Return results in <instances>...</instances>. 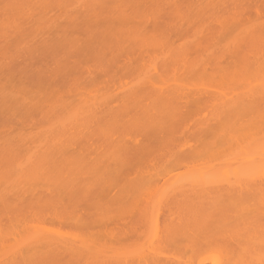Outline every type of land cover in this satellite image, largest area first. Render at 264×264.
<instances>
[{"label": "bare ground", "instance_id": "obj_1", "mask_svg": "<svg viewBox=\"0 0 264 264\" xmlns=\"http://www.w3.org/2000/svg\"><path fill=\"white\" fill-rule=\"evenodd\" d=\"M207 79L209 80L208 83L206 82ZM217 80H219L220 82H223L225 80L223 83H221L222 86H220L222 90L224 88V84H232V82L235 81H246L249 84H252V82L254 81L257 83L259 81L264 82V0H0V243H11L12 241H15L16 243L18 242L20 244H15L16 246H19L21 248V250L20 248H18V252L16 251V248H13L11 246V248L14 249L13 253L16 252V255L14 254L16 256L15 258L20 261L19 263L17 262V264H31V262L29 261L30 256L34 258L37 257L36 260L39 263L41 262L40 259H42V262L46 260V263L47 261L56 263L57 260L53 258V256L56 258V254H66L70 257L77 256V258L69 257V262L73 258L72 261L77 262V264H80V261L81 264H83V262L84 264H86L87 262L90 264H95V262H91L92 260L89 257L90 254L87 255L88 252L92 255L95 249L94 254L96 255H100L99 253H101L102 251V253H104L105 251L107 254L109 252L113 253L114 251H109L105 248L109 244L110 241L108 239L112 234L110 235L109 233L107 237L108 239L105 238L109 241L107 242L105 239L101 238L105 236L104 234L101 235V237H99V235L98 237H94L95 235H91L92 233H88L89 231H87V228L89 229L91 226L88 223V221L90 222V220L84 221V219H82L81 217L84 216L85 211L84 213H82L81 209L83 208L80 207V216V212H78V209L75 208L78 205L73 206L74 201L72 203L73 205L71 204V200L73 197L79 195L82 197L81 194L75 192H78L80 190L78 189V186H81L83 188V184L85 185L84 191L83 189L81 190L83 191V195L85 197L87 196V194L90 195L89 193H93L94 190L91 188L98 186L100 181H105H103L104 186H98L99 189H103L100 190L101 194H104V191L108 193V187L112 188L110 181H108L109 183L107 182L106 184V181L108 179L105 178H107L106 176L108 173H104L105 170L101 169L98 164L94 165V163H96L97 161L91 157L92 151L90 146H92V149L94 150H99L97 152H101L103 148L105 149L103 151L110 152L112 148V151L109 154L115 155L118 158H121L122 156H120L118 152L121 153L122 151L120 150L125 145L126 150H124L123 153H125L126 151L129 153H127V155L129 156H131V154L135 155L137 154V152L139 154V151L142 148L141 152H145L147 154L146 155L143 153L146 158L150 150L152 152L153 150H155V147L158 149V145L155 146L156 142L154 141V145L152 144L154 148H152L153 146L150 145L151 143L148 144L149 142H147V139L145 137L144 138L146 139V141L145 139L143 140V137L142 140L139 139L142 142L144 141V145L141 141H139V143L141 142V145H139L138 143H136L138 140H135V137H137L135 134H137V132H134L133 129L131 131L130 128L139 126L142 120L141 116L143 114H147V116H149L148 113L150 111H160L163 109L177 111V109H179L180 107H182V110L185 107L188 112H193L191 111L193 108V110H195V107L197 105H201L197 106L198 110H200L199 112L201 113V110H203V107H205L203 106L205 102L206 104L210 102L207 100L208 98H216V95L219 94L221 96H217L219 100L220 98H222V96H224L223 93L219 91V87H216L219 89L216 93V89L211 85L213 81L214 83H216L215 81ZM205 84H210L211 86L209 87H213L215 90L213 91V89H209V87ZM206 88H208L209 91ZM228 88L227 91L231 92L232 90L230 91V88ZM237 89H239L238 86ZM248 89L250 90H245L248 92H245L246 94L243 95V99L241 100L246 99L250 103L257 102V106H261L262 112H264V102H262L264 101L263 84L259 83V85L257 84L254 88ZM224 90L226 89L224 88ZM210 92L212 94H210ZM206 94H209L206 97L207 99L205 98ZM226 94L229 95V93ZM225 98L226 100L229 99L233 103H235V105H233V108H238H236V114H245L246 111L250 109L248 107L249 109L247 108L245 111V108L247 106L241 104V102L238 100L240 99V97H232L237 101H234L227 96H225ZM201 100L204 101V103H196L197 105L193 103ZM239 103L244 109L239 107ZM261 103H263V105ZM191 104L194 107H189V105ZM188 107L190 108V110ZM229 108L231 109L232 105L229 106ZM239 108H241L242 110H239ZM231 110L227 111L229 113L231 112L232 114H230L232 115V117H234L233 114H236L233 112L234 110ZM259 110L260 111L258 113H260L259 115L261 116V118H263L264 113L261 112V109ZM184 112L186 113L185 110H183L182 113ZM197 113L198 111L195 113V116ZM151 114H154V118H156V120H154V118L150 117L153 119V124H157V126L154 125L155 128L157 127L159 129L160 127L162 129L161 131L169 134L170 138L167 135V137L169 138L167 139L168 141L171 140L172 143L177 142L178 140H176V138L178 139V137L180 141L181 136L177 135L180 132H178V130L175 131L174 129L176 128H171V130L173 129V133L170 132L169 128L165 127L168 123H166V121L163 122V118L160 116V114V118H157V113L153 112ZM248 115L250 116L251 114L248 113ZM187 116L190 117L189 114ZM251 117L252 116H250V118ZM189 119H182L183 122L181 121L180 123H184V126L189 123ZM159 123L161 124V126H159ZM163 125L168 130L162 128ZM192 127L196 128V126ZM202 127L203 126H201V128ZM254 127L255 125L253 126V129ZM114 128H116V130H119L115 132ZM125 128L127 129L126 132L129 131V135L132 134L135 137L132 138L133 136L131 135L132 137L130 136L131 139H129L126 135L124 136V134H126L124 133L126 130ZM157 128L156 130L158 131ZM204 128L199 130H196L197 128L194 130L193 128V133H196V131L198 132V134L196 133L198 137L196 136V139L193 138L194 140H199L196 144H199L202 141V139L197 138L205 137ZM251 128L252 127L246 129V131L240 133V135L238 133L232 135V138L235 135L234 139H239L240 141L241 139L245 138V140L243 139V141H245L244 146H246L242 147L240 145V143H242L243 145V141L235 142L233 140L236 148L233 146V143L229 145L230 147L233 146L234 150L228 148L229 150L233 151V153L230 151V153L233 154V157H238L235 150L242 151V148H247L248 145L251 144L250 141L253 142V140L257 137L255 133H257L258 135L259 132L250 133ZM120 129H122L121 131H123V134L120 133ZM111 131L113 134L110 133ZM161 131L158 132L161 133ZM118 132L119 135L114 134ZM234 132H237V129L234 130ZM263 132L264 131H261L262 135H264ZM166 134H164L165 136L163 135L164 137H162L166 138ZM246 134H250L251 136ZM113 136H116V138H113ZM117 136L119 138H117ZM122 136H124L125 139ZM138 136L140 138V135ZM171 136L174 137L172 138ZM108 137L111 141L108 139ZM101 138H105L103 139V141L105 140V143H101ZM114 140H117L115 144ZM133 140L136 142L134 143ZM95 141H99L102 146L99 143L96 144ZM204 141H202L204 144L200 143L202 144L200 146H202V148H207V142L205 141V143ZM93 142L95 143V146L92 145ZM107 142H109L110 145ZM127 142L128 144H126ZM182 142L183 141L181 140L180 143H173V145H171L170 142L167 143V147L165 148L169 149L164 150L165 153H162V155L160 154L161 151L158 150L157 155L159 160L155 158L153 159V157L157 158V155L155 154L156 152H149L150 154H155V156L152 155V158L148 157V160H152H149L148 162L154 163L157 168L158 166H160V164L157 166L159 161L162 164L164 162L163 160H166V157L172 158L170 161L175 164V168H177L178 170H182L183 166H185L184 169H187H183V172L188 171V174H186L187 172L183 173L184 177H186L185 179H182L183 175H180V179H178V181L176 182L175 175L173 174L172 170L171 174L163 173L164 175H159L158 177H156L155 175L154 177L151 172L150 176L149 172H147L146 169L145 171L140 169L142 172L138 170L140 172L139 173L137 171L138 167L137 169L135 167L133 176H130V173L128 172V175L132 180L128 177L129 182H124L123 180H121L120 182L124 183V185L126 186L129 184L128 186L131 189H133L134 186V190L136 189V185H141V187H143V193L145 192L146 194L147 192H151L150 194H152L151 190L155 189L157 184L158 189L163 186L162 184H160V186H162L159 187V180L163 181V179H165L164 181L168 182L171 188L172 198H178V196L181 195L184 197L187 196L186 199L189 203V198L193 195L191 199H193L194 202L196 201L195 203L197 204L200 200L199 204L202 205L200 207H203L202 209L203 211H205V213L207 209L202 204V202L203 200L207 202L208 199L211 198V195H209L207 190H210L209 192L213 194L214 200L212 201L218 204V201H221V199L223 198L220 196H224L222 193L228 192L227 189L231 190L234 188L233 190H236L237 187V190L235 191L237 193L238 191H242L240 189H244V186L242 188H239L238 186H236V183L233 184L231 182L229 187L227 185L228 183H221L223 182L222 180L218 182L215 178V175H213V178V176H211V173L207 172L204 167L199 166L201 164H198L197 167H195L196 165H194L193 161L191 160L193 158L188 160L186 158L189 156H187V149H184L185 151L181 149V152L178 151V147L183 144ZM106 143L108 144V146ZM236 143H238L239 145H237ZM118 144H121V146L117 147V150L115 146H118ZM146 144L150 146L147 147L148 145L146 146ZM174 144H177V146H175ZM131 145L134 146L132 147ZM142 145L143 147H141ZM168 145L170 146L168 147ZM144 146H146L149 150ZM171 146L174 147H172L171 149ZM100 147L102 149H100ZM251 147L253 149L256 148L253 146ZM127 148H129L130 152L131 150L133 152L135 149V153H130ZM150 148H152L153 150ZM252 148L251 151L253 150ZM108 149H110V151ZM143 149H147V151ZM169 150H176L174 151L176 152V155L174 152L169 153L168 155V152L166 153V151ZM246 150L250 151L249 149ZM204 151H210L211 155H213V153L214 155H216L215 152L217 151L218 153H220L219 149H216L215 151V149L211 150L209 148V150L205 149ZM184 152L186 153V157H184L185 155L183 156ZM263 152L264 148H261L260 146H258L256 150L254 149L251 152V155L257 154L258 156L249 159V161H252L250 166L245 161L244 162L246 163V166L241 164V161H238L243 166V168L241 167L242 170H246V175L240 177L242 178L240 181L243 180L242 182H244V180L246 179V182H244L246 184L245 187L249 186L251 189L248 190L249 187L246 188L248 191L258 189L259 186V188L262 187L261 189H264L263 186H261L262 184H264V172L261 167L264 160H261L263 159V157L260 159L262 161L261 165L259 163L260 160H258L260 156L264 154ZM218 153L217 156L219 155ZM138 154L136 156H132L140 159L139 156L143 155L140 154L138 156ZM165 154H167V156ZM246 154L248 153L246 152ZM110 155L109 157H111ZM115 156L113 160L115 159L118 162L117 164L119 165V167L117 166L116 169H120V171H122V167L124 166L125 170V168H127V166L125 165L130 164L128 160L129 156H126V153L123 154L124 158H127H125V160L129 163L125 162L124 159L120 163V160H118L117 157L115 158ZM160 157L164 159H160ZM179 157L182 159H180ZM255 159L258 161H256ZM154 160H156L157 162ZM112 162L114 163V161ZM132 165L131 167H133ZM180 165L182 166V169L179 168ZM86 166L88 168H86ZM92 166H97L96 168L99 167L100 170L96 172L94 171L96 170V168H93ZM92 169L94 172L93 174ZM79 170L80 172L77 173ZM100 171L105 175V177L104 175L101 176L102 173H99ZM143 172L144 174H142ZM145 172L148 174H146ZM160 172H162V170ZM243 172L240 175H242ZM80 173H83L82 175H86V177H83L82 175H80ZM88 173H90V176L95 175V177H97L95 178L93 176L94 179L91 177L89 178V181L87 180V182L84 179L90 177L89 175L87 176ZM96 173L99 174L97 175ZM177 173L178 172H176L175 174ZM72 174L75 176L69 177V175ZM118 174L120 175L121 172L118 171ZM140 174L144 176L147 175L149 176V178H151L149 179L144 176L142 177ZM76 175H79L80 178H83L80 179ZM123 175L124 174H122L121 176L123 177ZM208 175L209 179L207 178ZM75 177L78 178L77 181L75 180ZM133 177H135L136 179H134ZM138 177L142 179L140 180L138 179ZM102 178L104 179L102 180ZM212 178L215 180L214 186L212 185ZM231 178L233 179V177ZM234 178L236 179V177ZM126 179L127 178H125V180ZM151 179L152 181L156 180L158 183L151 181L152 183L150 182L149 184V181ZM133 180H136V182H134ZM226 180L228 182L227 178ZM90 181H93V183ZM131 181L133 184L131 183ZM142 181L145 185L147 184L148 186H145ZM209 181L211 182L210 184L213 188L218 185V188H215L218 189L217 191L209 187L210 185L209 183H207ZM39 182H41V185L43 182L44 186L42 185V187H40L41 185L39 184ZM68 182L71 183L69 184ZM94 182L97 184L95 185ZM105 184H109L110 186L108 185L107 187L105 186ZM124 185L122 184L121 186ZM151 185L153 186L150 187ZM224 186L226 188V191L224 189L223 192L222 190L220 191L221 187ZM119 187H115L118 188V191H116L115 193L116 195L113 193L112 195L109 194L112 198L110 196L108 198L113 199L114 197H117V195L118 197H120L119 195H122L121 199H123L124 201V198L126 199V196L124 195L129 194L131 191L129 190L130 192L123 194L121 191L126 192L125 190L127 189H123L121 187V189H119ZM86 188H88L89 190L87 189L88 191H86ZM246 189L244 190L247 191ZM261 189L258 190L260 191ZM258 190L257 193H260ZM164 191L161 189V192L164 194L161 195V198L164 201H158L157 198H154L158 201L156 203L158 204V206L160 202H163V205L165 201H168V198H165L167 197L165 196V194L167 193L166 191ZM117 192H119L120 194ZM143 193L138 194L142 198H140L136 194V197L138 196L137 198L141 200L139 201L138 199H135L137 204L129 200L128 201L130 203L128 201L126 202L131 204L133 208L135 207V205H142L141 203L144 201L148 202L147 199L144 200L143 195L145 194ZM101 194L96 193L97 196L95 197H97V200L94 199L95 194H92V199L94 201L92 199H90V201L92 200L91 202L94 203L96 201H100ZM226 194L227 193H225V195ZM238 194L237 196L241 198V194ZM262 194H264V192H262ZM153 195H151V197ZM204 196H207V200L204 198ZM262 196L264 197V195ZM128 197L130 198L129 195L127 196V199ZM89 198H87V200ZM117 199L115 201L118 204ZM262 199L263 198H261V200ZM135 200L133 198V201ZM175 200L180 201L179 199ZM100 202L101 206H103L106 202L108 203H106L107 206L109 205V203H112L111 201H103L104 204H102V201ZM260 202L261 201H259V203ZM83 203L85 202L83 201ZM128 203H122L121 207L124 206V204L126 205ZM96 204L100 206L98 203ZM165 204L168 208L169 203L167 202ZM165 204V208H163L164 211L165 209L166 211H171L169 210L170 208H168L167 210ZM213 204L215 206V203ZM262 204H264V202ZM86 205L88 206L87 203ZM155 205L151 206L152 209H157L160 212L162 205L160 209ZM104 206L105 209L104 207H101L100 209L98 207V209H96L100 211L101 209L107 211L106 209L108 207L106 205ZM113 206L111 204L109 208L113 210ZM136 207L134 209L137 213L135 211L133 214L128 213L129 216L126 215L125 210L122 211L119 208L118 210L115 209V212L119 214L118 211L120 210L125 213L123 214L124 216H128V218H131L132 215L133 218V215L138 214V211L141 210L140 207H138L139 210L137 211ZM148 207L146 208L148 209ZM187 207L191 208V206ZM216 207L217 206H215V208ZM109 208L107 214H109L108 216L111 219V215H115V212L112 210L110 212ZM124 208L126 209L125 206ZM124 208L122 207V209ZM262 208H264V206H262ZM152 209L150 211L151 215L149 214L150 209H148V215L144 218V220L146 218L149 221L150 219L152 220L151 225L148 221H146V223L148 222L152 227L151 230L153 231L151 233L153 235V238L155 237V235L158 236L155 237V240L158 241L157 244L159 245V247L163 248V245H167L168 242H175V240L176 242H179V237L177 234H179V236L181 237L185 235L182 233L183 231L182 229H180V225H177L178 223H175L174 225V222L176 221L173 218V215H168L169 217L166 216L167 218L164 216L166 214L162 215L164 216L163 219L165 218L164 220L169 223L165 222L166 224H162L159 221L161 225L158 223V226L157 222L159 218V212H157V210H155L156 212H154V210ZM131 210L133 212V209H130L129 211L131 212ZM190 210H185L186 213L184 212V214L189 215L188 217L191 221V214L193 212ZM162 211L161 214L163 213ZM189 211L190 214L188 213ZM93 212L91 213L94 214ZM216 212L217 211L215 210V213ZM103 213L104 215L101 216ZM103 213L100 214V212H98L96 214H99L103 218L106 216L105 212ZM171 213L172 212H169V214ZM210 213H212V216L215 214L214 211ZM117 214L115 215L116 219L121 217V221L119 220L121 223L119 222V224L118 222H116L118 219H115V222L117 223V226L120 227L122 222H126L123 219L127 217L122 218L124 217L122 213H120L119 215ZM144 214L146 216V212H144ZM207 214L209 216V213H206V215ZM86 215L89 216L90 213L88 212L86 213ZM97 215L95 216L96 218ZM149 215L151 218L148 217ZM106 217L105 219H103L107 220L108 218V220H110L109 217ZM88 218L89 217H87V219ZM91 218L92 217H90V219ZM208 218H210L209 221H213L212 217ZM156 219L157 221H155ZM193 219V222L197 221V218L195 220ZM144 220L142 221L145 222ZM91 221H93V219H91ZM98 221L99 220H97L96 222ZM109 222L112 223L111 220ZM109 222L107 223L109 224ZM171 222H173V224ZM251 222H249V225L254 224L253 222V224ZM196 223L198 222H194L192 224H195L198 229L201 230L199 232L202 233V230L204 228L200 229V226L202 225H198ZM90 224H92V222ZM123 224L120 228L125 225ZM210 224L212 225L213 223ZM258 224L260 225V223ZM110 225H107L108 229L110 228L111 231L113 230L115 232L117 226H115L113 223L114 226L113 228H111L112 226ZM220 225L222 226V224ZM107 227H104V229H107ZM114 227L116 228L114 229ZM220 227L217 226V229ZM85 228L86 230H84ZM97 228H95V230ZM176 229H179L180 231H177ZM249 229H247L246 227L242 230L241 228V232L243 233V231H249ZM89 230H92L93 232L92 228H90ZM101 230L104 232L106 231L103 229ZM205 230L206 231L203 233H207L209 231L207 229ZM220 230L224 231V228L219 229L218 231ZM239 230L240 228L238 229V231ZM121 231L123 232V230ZM255 231L253 232L261 236V233H258V230ZM122 232L121 235H123ZM209 232L207 234H209ZM214 232L217 231L215 230ZM107 233L105 234L107 235ZM181 233L183 235H180ZM203 233L201 235L204 236ZM219 233L217 235H219ZM229 233L230 230L228 234ZM234 233L235 232H232L230 233V235L234 237L235 235H232ZM119 234H116L115 236V240L118 246L121 245L120 243L123 242V240L121 239L122 237H124V235H120L119 237ZM214 234L210 233L209 236L205 234L206 238L204 237V241L197 243L196 248L201 252H212L217 250L218 248H221V253L217 255V257H203L202 259L198 260V262L194 261L195 259L193 261L191 259V262L189 258H193L192 256L188 257L189 262H187V258L185 260L186 256H182L183 258H181V256H172L169 252H167L166 254V251L163 252V250L167 248L166 246L164 249H162L159 248L157 244H155V246L148 240H145L146 245L148 246L146 247V245H142V247H151L150 249H155L156 247H158L160 250L157 248L154 251L148 252L150 249L146 251V249L143 248L145 252L143 254H137L135 251L136 254L132 256L129 255V257H127V255L123 256L125 258L115 255L117 257H115L117 259L116 261L112 256V260H109L110 257H106L105 254H102L100 256L103 257V255H105L104 257L106 258V260L102 257L101 258L107 264L111 263V261H113L112 264H264V232H262L263 238H260L261 240L258 239V241L256 238H259V235L257 236L253 234L251 236L255 235L254 237L257 241H254V238H252L253 241L247 242L242 238H240L242 240L236 238H233V240L231 238L232 240L228 241L226 240L227 235H224V238L227 242L223 240L221 241V239L218 237L216 238V235ZM239 234L241 233L238 232L237 235ZM89 235H91V238H89ZM113 236L114 235H112L111 239L113 238ZM147 237L152 236L149 235ZM181 237L180 239H183V237ZM95 238H98L99 240ZM119 238L121 242L119 241ZM229 238L230 236L228 237V239ZM100 239L103 241H101ZM117 239L120 243H118ZM158 239L162 243H160ZM187 239L188 238H186L185 240ZM218 239H220L221 243L218 242ZM93 241L94 243H98L99 245L93 244ZM182 242L180 241L179 244H181ZM111 243L113 245H116L114 241H112ZM150 244L153 247L150 246ZM100 245H103V247H99ZM109 245L111 248L114 247H112L111 244ZM96 247H99V249H97ZM8 248L9 247H7V250H5L4 248V250L6 252H11L9 250L10 248ZM101 248H103V250H101ZM104 248L109 252L104 250ZM131 249L135 250L134 248ZM45 256L47 259H45ZM2 257L4 256L0 255V258ZM88 258L89 261H87ZM94 258H96V256ZM180 259L184 261H181ZM23 260H25L24 263H22ZM107 260H109L110 262ZM2 261L5 264L14 263H10L8 259L3 260V258ZM2 261L0 260V263L4 264ZM73 263L74 262H72L71 264Z\"/></svg>", "mask_w": 264, "mask_h": 264}, {"label": "rangeland", "instance_id": "obj_2", "mask_svg": "<svg viewBox=\"0 0 264 264\" xmlns=\"http://www.w3.org/2000/svg\"><path fill=\"white\" fill-rule=\"evenodd\" d=\"M208 79L206 80V82L208 83ZM212 81V80H211ZM225 81V80H224ZM223 81V82H224ZM216 83H214V81H213V83L211 84L212 86H214V88L216 89H214L213 87H209V86H211L210 84H208V85H206V86H208L209 87V89L211 88V89H213V91L215 90L216 91V93H217V90H219L218 88H216V87H219L220 88V86H222V84L221 83H223V82H220L219 80H217V81H215ZM218 82V83H217ZM230 82H232V81H230ZM257 82H252V84H249L248 82H246V81H235V82H232V84L230 85V84H224V88L226 89V90H224V88H223V90L220 88V92L221 93H223V95L224 96H222V98H220L219 100H218V95L219 94H217L216 95V100L214 99H210V98H206L209 94H206V96H205V98L208 100V101H210V102H208L207 104H206V102H205V104L203 105V106H205V107H203V110H201L202 112L200 113L199 111L200 110H198V107L197 106H201V105H197L196 103H198V104H201V103H204V101H196V102H193L194 104H196L195 106V110H193L192 108V110L191 111H193V112H188V110L184 107L183 108V110H185L186 111V113H185V116H184V113H182L183 112V110H182V107H180L179 109H177V111L176 110H166V109H163V110H155V111H150L149 113H148V115L149 116H147V114H143L142 116H141V124L139 125V126H137V127H134V128H130V130L132 131V129H133V131L134 132H137V134H135L137 137H135L134 135H129V131L128 132H126L127 131V129L125 130V132L124 133H126V134H124V136L126 135L129 139H131L130 138V136L132 137V138H134L135 137V140L137 141H134V143L136 142V143H138L139 145H141L140 143L142 142L141 140H142V137H143V140L146 138L147 139V142H149L148 144H150L151 146H153L154 145V141L157 143H155V146H157L158 145V149L155 147V150H153L152 148H154V146L152 147V148H150V149H152L153 151L151 152V150L149 151V152H151V153H155L156 155H157V153H158V150H160L159 152H160V154L162 155V153L164 154L165 153V151L164 150H168L169 148H165V147H167V143H171V145H173V143H180L181 142V140L183 141L181 144L183 145H181L180 147H178L179 148V150L178 151H180L181 152V149L182 150H184V149H187V156L188 157H186V153L184 152L183 153V156L184 157H186L187 158V160L188 159H191V158H193V159H195V160H193V159H191L192 161H193V163H194V165H196L195 167H197V165L198 164H201V165H199L200 167H204L206 170H207V172H209V173H211L212 175L211 176H213V175H215V178H216V180L218 181V182H220L221 180L223 181V182H221V183H224V182H226V183H228L227 185L230 187V183L232 182L233 184L234 183H236L235 185L236 186H238L239 188L241 187H243L244 186V189H246V188H248L247 186L245 187V183L244 182H246V179L244 180V182H242V181H240L242 178H240V177H243L244 175H246V170H244V172H243V170H242V168H243V166L241 165V164H243V165H245L246 166V163L250 166V164L252 163V161H249V159L250 158H255V156H258L257 154H254V155H251V152L255 149L256 150V148L258 147V146H260L261 148H264V135H262V133H261V131H264L263 129H264V127H263V124H264V114H263V118H261V116L259 115L260 113H258L260 110L259 109H261V112H262V107L261 106H257V102H254V103H250V102H248V100H246V99H244V100H241V99H243V95H245L246 93L245 92H248V91H245L246 89L247 90H250V89H248V88H254L257 84L259 85V83L260 84H263V86H264V82H261V81H259L257 84H256ZM221 84V85H220ZM242 85V86H241ZM237 86H238V88L239 89H237ZM254 86V87H253ZM205 87V86H204ZM229 87L230 88V91L232 92H228L227 91V88ZM258 87V86H257ZM228 88V89H229ZM234 88V89H233ZM241 88V89H240ZM207 90H208V88H206ZM237 89V90H236ZM257 89V88H256ZM236 90V91H235ZM244 91V92H241V91ZM209 91V90H208ZM226 91V92H225ZM234 92H235V94H234ZM214 93V92H213ZM219 93V92H218ZM226 93H229V95L228 94H226ZM210 94H212L211 92H210ZM234 94V95H233ZM233 95V96H232ZM212 96V95H211ZM210 96V97H211ZM225 96H227V97H229V98H231V99H233L234 97H240V99H238L240 102H241V104L242 105H244V106H247L246 108H245V111H246V109L248 108L249 110L248 111H246V113L244 114V113H240V114H236L237 113V107H235V108H233V105H235V103H233L231 100H229V99H227L226 100V98H225ZM219 97H221L220 95H219ZM233 97V98H232ZM212 98V97H211ZM234 100V99H233ZM225 101V102H224ZM234 101H237L236 99L234 100ZM238 101V102H239ZM230 102V103H229ZM262 102H264V101H262ZM218 104V105H217ZM220 104V105H219ZM240 104V103H239ZM240 104V105H241ZM262 105H263V103H261ZM261 104H259V105H261ZM192 105V104H191ZM191 105H189V107H194L193 105L191 106ZM217 105V106H216ZM232 105V110H234L233 112L236 114V115H234L233 114V116L234 117H232V113L230 114L227 110H231L230 108H229V106H231ZM239 105V107H241L242 108V105L240 106ZM218 106H220V107H218ZM226 106V107H225ZM264 106V105H263ZM188 107V108H189ZM261 107V108H260ZM197 108V109H196ZM200 108V107H199ZM228 108V109H227ZM237 108V109H236ZM241 108H239V110L241 109ZM219 109H221V110H219ZM224 109V110H223ZM242 109H244V108H242ZM241 109V110H242ZM189 110H190V108H189ZM231 110V111H232ZM198 111V113H200V114H196V116H195V113ZM223 111V112H222ZM244 111V112H245ZM157 113V118L159 117V114H160V116L163 118V122H165L166 121V123H168V124H166V128H169V130H170V132H172V130H171V128H176V129H174L175 131L176 130H178V132H180L179 134H177V135H179V136H181L180 138V141H179V137H178V139L176 138V140H178L177 142H171V140L170 141H168L167 139H169L170 137H169V134L167 133H164V131H161L162 129L159 127V129H158V131H161V133L160 132H158L157 130H156V128H155V126H157V124H153L154 122L152 121L153 119L152 118H154L155 117V115L154 114H151V113ZM180 112V113H179ZM187 112H188V114H189V116L190 117H188L187 115ZM241 112V111H240ZM225 113H228V114H225ZM239 113V112H238ZM248 113L249 114H251L250 116H252L251 118H250V116L248 115ZM262 113H264V112H262ZM217 114V115H216ZM220 114V115H219ZM180 116V117H179ZM191 116H193V117H191ZM149 117V118H148ZM150 117H152V118H150ZM188 117V118H187ZM160 118V117H159ZM181 118V119H180ZM190 118V119H189ZM192 118V119H191ZM177 119V120H176ZM182 119L183 120H185V119H189V123H185L186 125H184L183 126V124L182 123H180L181 121H182ZM154 120H156V118H154ZM183 122V121H182ZM252 122H254V123H252ZM180 123V124H179ZM199 123V124H198ZM201 123V124H200ZM143 124V125H142ZM153 124V125H152ZM160 124V123H159ZM158 124V125H159ZM192 124V125H191ZM155 125V126H154ZM190 125V126H189ZM203 126L202 128H201V126ZM251 125H255V127H254V129H253V126H251ZM159 126H161V124L159 125ZM169 126V127H168ZM192 126H196V128L195 127H192ZM198 126V127H197ZM199 126H200V128H199ZM140 127V128H139ZM151 127V128H150ZM164 127V125H163V127L162 128H165ZM205 127V128H204ZM250 127H252L250 130H251V132L250 133H255V132H259L258 133V135H257V133H255L256 134V140L254 139L253 140V142H251L250 141V143L251 144H249L248 145V147L247 148H242V147H246V146H244L245 144H244V142L245 141H243V139L245 140V138H243V139H241V141H243V145H242V143H240L241 141L239 140V139H234V136H233V138H232V135L233 134H235V133H238L239 135H240V133H243L244 131H246V129H248V128H250ZM165 128V129H166ZM189 128H191V129H189ZM193 128H194V130L196 129V130H199V129H203L204 128V130H205V137L203 138V137H201V138H197V139H202V141H204L205 143H206V146H207V148H205L204 147V145H203V147L206 149V150H209V148L211 149V150H214L215 149V151H216V149H219V151H220V153H218V151L217 152H215V154L216 155H214V153H213V155L215 156H213V155H211L210 154V151L208 152H206V151H204L205 149L204 148H202V146H200V145H202V144H204L202 141L200 142V143H202V144H196V143H198L197 141H199V140H194L193 138H195L196 139V136H197V134H198V132L196 131V133H193L194 132V130H193ZM146 129V130H145ZM237 129V132H234V130H236ZM114 130H115V132H117L118 130H116V128H114ZM122 129H120V131H121ZM124 130V129H123ZM164 130V129H163ZM166 130H168V129H166ZM113 131V130H112ZM112 131L110 132V133H112ZM145 131H146V133H145ZM193 131V132H192ZM114 132V131H113ZM169 132V133H170ZM177 132V133H178ZM200 132V131H199ZM248 132V131H247ZM246 132V133H247ZM120 133H122L123 134V131H121ZM133 133V132H132ZM173 133V132H172ZM175 133V132H174ZM261 133V134H260ZM113 134V133H112ZM115 135H119V132L118 133H114ZM143 134V135H142ZM164 134H166V138H163L165 135ZM196 134V135H195ZM202 134V133H201ZM262 135V136H260V135ZM263 134H264V132H263ZM138 135H140V138H139V136ZM155 135V136H154ZM164 135V136H163ZM167 135H168V137H167ZM175 135V134H174ZM246 135H250V134H246ZM111 136V135H110ZM124 136H122L123 138H124ZM147 136V137H146ZM163 136V137H162ZM199 136H200V134H199ZM202 136V135H201ZM218 136H220V137H218ZM243 136V135H242ZM251 136V135H250ZM254 136V135H253ZM126 137V138H127ZM145 137V138H144ZM172 137V136H171ZM174 137V136H173ZM172 137V138H173ZM176 137V136H175ZM198 137V136H197ZM240 137V136H239ZM244 137H249V136H244ZM113 138H116V136H113ZM117 138H119L118 136H117ZM236 138V137H235ZM102 140H101V143H105L104 141H103V139H105V138H101ZM108 139H109V137H108ZM125 139V138H124ZM129 139H128V141H129ZM139 139H141V140H139ZM146 139H145V141H146ZM152 139V140H151ZM204 139V140H203ZM253 139V138H252ZM93 140H95V139H93ZM98 140V139H97ZM110 140V139H109ZM118 140V139H117ZM117 140H114V144H115V142L117 141ZM149 140V141H148ZM174 140V139H173ZM172 140V141H173ZM233 140L236 142V141H240L239 143H240V145L242 146L241 148L243 149L242 151H240V150H235L236 152H237V155H238V157L236 156V157H233L232 155V153H233V151H231V150H229L228 148H231L232 150H234L233 148L235 147L236 148V146H235V143L233 142ZM250 140V139H249ZM100 141V140H99ZM99 141H95L96 142V144H98L99 143ZM111 141V140H110ZM113 141V140H112ZM119 141V140H118ZM132 141V140H131ZM130 141V142H131ZM139 141H141L140 143H139ZM175 141V140H174ZM196 141V142H195ZM215 141V142H214ZM120 142V141H119ZM129 142V143H130ZM101 143H99V144H101ZM108 144H109V142H107ZM106 143V144H107ZM132 143V142H131ZM165 143V144H164ZM233 143V146L232 147H230V145L229 144H232ZM95 143L93 142V146H95L94 145ZM108 144H107V146H108ZM113 144V143H112ZM126 144H128V142L126 143ZM133 144V143H132ZM142 144L144 145V141L142 142ZM148 144H146V146L148 145ZM153 144V145H152ZM237 145H239L238 143H236ZM256 144V145H255ZM110 145V144H109ZM124 145V144H123ZM138 145V146H139ZM143 145L141 146V147H143ZM150 145H148L147 147H149ZM175 145V144H174ZM179 145V144H178ZM258 145V146H257ZM99 146V145H98ZM101 146H102V144H101ZM115 146V145H114ZM121 146V144H118V146H115L116 147V149H117V147H120ZM126 146V145H125ZM125 146L120 150V151H122L121 153H119L118 151V154L121 156V158L119 157H117V156H115V155H110L109 153L112 151V148H111V151H110V149H108L110 152H106V151H103V150H105L104 148H103V150H101V152H97V151H99V150H94V149H92V146H90V148H91V151H92V155H91V157L92 158H94L97 162L96 163H94V165H97L98 164V166L99 167H101V169H104L105 170V172L104 173H106L107 174V178H105V179H108L107 181H106V184H107V182L108 181H110L111 183V186H112V188H109L108 187V185H106L105 184V186H107L108 188H107V192L108 193H106L105 191H104V194H101V192H100V190H103V189H99V187L98 186H100V187H102V185H103V183L105 182L103 179L104 178H102V180L104 181H100L99 182V184H98V186H96V187H94V188H91V189H93L97 194H101V198L103 199V197H104V199L102 200L101 198H100V201H102V204H104L103 203V201H111L112 203V206L114 205H116L115 207L113 206L112 208H113V210L112 209H110L109 207L111 206V204L109 203V205L107 206V204L105 203L104 205H106L110 210V212H111V210L112 211H114L115 212V209H117L118 210V208L120 209V207H121V204L122 203H128L129 201H132L133 203L135 202L136 203V200L135 199H138L137 197L139 196L138 194L139 193H143L142 192V189H143V187H141V185L139 186V185H136L135 183V185H136V191H138V192H136L135 190H134V186H133V189H131L128 185L126 186V185H124V183H121L120 181L121 180H123L124 182H126V181H128L129 182V179H128V177L130 178V176L132 175L133 176V174H134V168L136 167V169H137V167H138V169H137V171L139 170V171H141V170H143V171H145V169H146V171L147 172H149V175H150V172H151V174H153L154 175V177H155V175H156V177H158L159 175H164V174H167V173H172L173 172V174L175 175V181L177 182L178 181V179H180L179 178V176L180 175H183V177H182V179H185L186 177H184V174L183 173H186V174H188V171H185V172H183L185 169H184V167L185 166H183V169L181 168L182 166L180 165V167L179 168H181L182 170H178L177 168H175L176 166H174L175 164H173V162H171L170 160L172 159V158H167L166 156H167V154L169 155V153H173L174 151H176V150H174V151H166V153L167 154H165L166 156V160L164 159V158H162V157H160V159L162 158V159H164L162 162V164H164V165H162L161 163H160V161H159V163L157 164V166L160 164V166H158L157 168H156V165H154V163H152V162H148L149 160H148V157H150V158H152V155H154L155 156V154H150L149 152H148V156H146V158H145V156L143 155V153L144 154H146L145 152H141V150H142V148H141V150H140V148H139V154H138V152H137V154H138V156L140 155V154H142L143 156H144V158H143V156H139V158L140 159H138L137 157H134V156H136L137 154H131V156H129V155H127V153L128 152H126L125 151V153H126V156H129L128 157V160H129V162H130V164L132 165V164H134V165H132L133 167H131V165H130V167H129V165H125V166H127V168H125V170H124V166L122 167L123 169H122V171H120V169H116L117 168V166L119 167V165L117 164L118 162L114 159L113 160V158H114V156H115V158L117 157V159L118 160H120L119 162L121 163V161L124 159L125 160V158H124V156H123V154H125V153H123V151L124 150H126L125 149ZM132 146V145H131ZM134 146V145H133ZM132 146V147H133ZM146 146H144V147H146ZM170 145H168V147H169ZM175 146H177V144L175 145ZM200 146V147H199ZM251 146H253V147H256V148H252ZM110 147V146H109ZM108 147V148H109ZM129 147H130V145H129ZM140 147V146H139ZM146 147V148H147ZM161 147V148H160ZM172 147H174V146H171V149H172ZM95 148V147H94ZM164 148V149H163ZM177 148V149H178ZM201 148V149H200ZM251 148L253 149L252 151H251ZM96 149H97V147H96ZM100 149H102L101 147H100ZM115 149V148H114ZM120 149V148H119ZM128 149V151H129V148H127ZM148 149V148H147ZM147 149L145 150V149H143V150H145V151H147ZM200 149V150H199ZM238 149H240V148H238ZM246 149H249L250 151H247ZM118 150V149H117ZM131 150V149H130ZM149 150V149H148ZM245 150V151H244ZM134 151H135V149H134ZM132 152V150H131V152L130 153H135V152ZM136 151H138V150H136ZM163 151V152H162ZM185 151V150H184ZM230 151L232 152V153H230ZM234 151V152H235ZM116 152V153H117ZM213 152V151H212ZM239 152V153H238ZM240 152H242V153H240ZM246 152L248 153V154H246ZM102 153V154H101ZM104 153V154H103ZM107 155H106V154ZM115 153V154H116ZM175 153V155H176V152H174ZM206 153H207V155H206ZM217 153L219 154L218 156H217ZM230 153V154H229ZM264 153V152H263ZM112 157H109V155ZM129 154V153H128ZM178 154V153H177ZM229 154V155H228ZM240 154H241V156H240ZM242 154H246V155H242ZM118 155V156H119ZM132 155H134V156H132ZM147 155V154H146ZM171 155V154H170ZM173 155V154H172ZM231 155V156H230ZM100 156V157H99ZM160 156V155H159ZM108 157V158H107ZM123 157V158H122ZM170 157V156H169ZM175 157V156H174ZM180 157H182V156H180ZM179 157V158H180ZM190 157V158H189ZM218 157V158H217ZM240 157V158H239ZM263 157V159H261ZM158 159L159 160V158H158V155H157V158L156 157H153V159ZM216 158V159H215ZM245 158V159H244ZM103 159V160H102ZM127 159V158H126ZM142 159V160H141ZM147 159V160H146ZM180 159H182V158H180ZM214 159V160H213ZM240 159H242V160H240ZM244 159V160H243ZM246 159H248V160H246ZM258 159V158H257ZM264 160V154H262L261 156H260V158L258 159V160ZM114 161V163L112 162V161ZM146 160V161H145ZM190 160V161H191ZM212 160V161H211ZM256 160V159H255ZM258 160H256V161H258ZM259 161V163H260V165L262 164L261 162L262 161ZM99 161V162H98ZM150 161H152V160H150ZM154 161H156V160H154ZM169 161H170V163H169ZM177 161H178V157H177ZM191 161V162H192ZM195 161H197V162H195ZM241 163H239V162ZM246 163H245V162ZM125 162H128V161H126L125 160ZM128 162V163H129ZM146 162V163H145ZM157 162V161H156ZM155 162V163H156ZM244 162V163H243ZM99 163H100V165H102V166H100L99 165ZM122 163H124V162H122ZM128 163H126V164H128ZM167 163V164H166ZM172 163V164H171ZM177 163V162H176ZM187 163V162H186ZM192 163V164H193ZM196 163V164H195ZM256 163V162H255ZM254 163V164H255ZM117 164V165H116ZM178 164H179V162H178ZM178 164H176V165H178ZM122 165V164H121ZM137 165V166H136ZM153 165V166H152ZM171 165V166H170ZM185 165V164H184ZM188 165V164H187ZM191 165V164H190ZM241 165V166H240ZM253 165V164H252ZM256 165V164H255ZM264 165V162H263V164L261 165V167H262V170H263V172H264V169H263V166ZM90 166V165H89ZM189 166V165H188ZM198 166V167H199ZM93 167V166H92ZM97 167V166H96ZM95 166L93 167V168H96ZM98 167V168H99ZM190 167V166H189ZM193 167V166H192ZM242 167V168H241ZM255 167V166H254ZM261 167H259V168H261ZM86 168H88L87 166H86ZM90 168V167H89ZM98 168H96V170H94V171H98V170H100V168L98 169ZM129 168V169H128ZM194 168V167H193ZM239 168H241V169H239ZM245 168V167H244ZM83 169V168H82ZM85 169V168H84ZM141 169V170H140ZM246 169V168H245ZM257 169V168H256ZM89 170V169H88ZM149 170V171H148ZM162 170V172H160ZM171 170H172V172H171ZM187 170V169H186ZM258 170V169H257ZM118 171L119 172H121V174L119 175L118 174ZM138 171V172H139ZM181 171V172H180ZM193 171V170H192ZM80 172V170L77 172V173H79ZM83 172V171H82ZM126 174H125V173ZM130 174H129V173ZM142 172V171H141ZM176 172H178L177 174H175ZM191 172V171H190ZM243 172V174L242 175H240L241 173ZM94 172H93V169H92V174H93ZM99 173H102L101 171L99 172ZM98 173V174H99ZM135 173H136V171H135ZM140 173V172H139ZM146 173V172H145ZM164 173V174H163ZM83 174V173H82ZM81 173H80V175H82ZM90 173H88L87 174V176L89 175ZM97 174V173H96ZM97 174V175H98ZM122 174H124L123 175V177L121 176ZM130 176H129V175ZM138 174V173H137ZM142 174H144V172L142 173ZM146 174H148V173H146ZM237 176H236V175ZM104 174L102 173L101 174V176H103ZM141 175V174H140ZM152 175V176H153ZM239 175V176H238ZM71 176H75V175H69V177H71ZM77 176V175H76ZM83 176V175H82ZM81 176V177H82ZM85 177H86V175H84ZM83 176V177H84ZM90 176V175H89ZM94 177H95V175H93ZM93 176H90V177H87L86 179H84V180H88L89 181V178H93L94 179V177ZM138 176V175H137ZM142 177L144 176V175H141ZM151 176V175H150ZM78 178H80L79 177V175L77 176ZM77 177H75L76 179V181L78 180V178ZM82 177V178H83ZM97 177V176H96ZM95 177V178H96ZM104 177H105V175H104ZM144 177H146V178H149V176H147V175H145ZM153 177V178H154ZM209 177V175L207 176V178ZM231 177H233V179L231 178ZM234 177H236V179L234 178ZM82 178H80V179H82ZM120 178V179H119ZM125 178H127L126 180H125ZM134 179H136L135 177H133ZM151 178V177H150ZM149 178V179H150ZM211 178V177H210ZM213 178H214V176H213ZM211 179V181H212V185L214 186L215 185V180L214 179ZM225 178V179H224ZM226 178L228 179V182H227V180H226ZM238 178V179H237ZM240 178V179H239ZM74 179V178H73ZM92 179V180H93ZM100 179H101V177H100ZM131 179V178H130ZM138 179H142V178H139L138 177ZM209 179V178H208ZM72 180V179H71ZM74 180V181H75ZM132 180V179H131ZM139 180V181H140ZM146 180V179H145ZM145 180H143V181H145ZM165 179H163V181L162 180H159V187H161L162 185V187L161 188H159L158 189V184H157V186H156V188L155 189H153V190H151L152 191V194H150L149 192H147L146 194H148V195H146L145 194V192L143 193V194H145L146 195V197H145V195H143V197H144V200H146L147 199V201L148 202H146V201H144V200H142V201H144V202H140L142 205H140V206H137V205H135V207L137 208V211L139 210L138 209V207H140V209L141 210H139L138 211V214L139 215H143L142 217L141 216H139L138 214H134L133 215V218H132V215H131V218L129 217L128 218V213H134V211H135V207L133 208L132 207V205L131 204H124V206L126 207V209L124 208V206H122L124 209H122V207H121V209L120 210H122V211H126V215H128V216H124L123 214H125L124 212H122V211H118V213L120 214V213H122V215L124 216V217H122V218H125V217H127V218H125V219H128V220H125V219H123L124 221H126V222H122V224L124 225V226H122V228H120L121 227V225H120V227H118L117 226V223L116 222H120L121 221V217H119V218H117L116 219V212H115V215L114 214H112L111 215V219H110V217L108 216L109 214H107V212H108V208L106 209L107 211H105V210H103V209H101V211L100 210H97L98 209V207H99V209L101 208V207H104V209H105V206L103 205V206H101V202L100 201H96L97 199V197H95V196H97L96 195V193L93 191V193H89L90 195H88L87 194V196L85 197L84 195H83V191H84V184H83V182H82V180H81V182H82V184H83V188L81 187V186H78V189H80L79 191H81V192H75V193H79V194H81L82 195V197L79 195V194H75V195H79V196H75V197H73L72 198V202H71V204L73 203V201H74V205L73 206H77V207H75L76 209H78V212H80V207H82L83 209H81L82 210V213H84V211H85V213H84V216H81V212H80V216L82 217V219H84V221L86 220V221H88V220H90V222L88 221V223H89V225H91L90 226V228H92L93 229V232H92V230L90 231L88 228H87V231H89L88 233H92L91 235H95L94 237H98V235H99V237H101V235H105V236H103V237H101L102 239H105V238H107L108 237V235H109V233H110V235L112 234V235H114L113 236V238L111 239V237H112V235H111V237L109 236V241L108 240H106L107 242H109V244H111V246L113 247V248H111L110 247V245L108 244L107 245V247L109 246L110 247V249H109V247L107 248V247H105L106 249H108L109 251H114L113 253H111V252H109L108 250H106L105 248H104V250H106V251H108L109 253V256H108V254L104 251V253H99L100 255H102V254H105L106 255V257H110L109 258V260L111 259H115V261L117 260L116 258V256H120V257H123V256H125V255H127V257H129V255H134V254H143V253H145L144 252V250H143V248H145L146 249V251L148 250V249H150V248H146L148 245H146V242H145V240H148V241H150V243L152 242L154 245L155 244H157V242L158 241H156L155 240V237L157 236V235H155L154 233V235H155V237L153 238V235H152V231L153 230H151V219H150V221L149 220H147V218L144 220V218L145 217H147V212H148V209H150L149 210V214L151 215V213H150V211H151V209H152V205H155L158 201H161L162 200V196L161 195H164L162 192H161V189L164 191H166V193L167 194H165V196H167V197H165V196H163V197H165L168 201H165V203H169L168 204V208H170L169 210H171V211H166V209H165V211H164V209L163 208H165V206H164V204L162 205V203L163 202H160L159 203V206H158V204H156L155 206H157V208H159L160 209V207H161V205H162V207H161V210H160V212L157 210V209H152V210H154V212H156L155 210H157V212H159V218H158V222H157V224L159 223V221L163 224H166V223H169V222H166L164 219H163V217L165 216H167V217H169L170 215H173V218L175 219V221L176 222H174V225H175V223H178L177 225H180V229H182V233L185 235V236H182L183 237V239H180V237L181 236H179V234H177L178 235V237H179V242H176V240H175V242L173 243V242H168V246L167 245H163L164 247L162 248V247H159V245H158V247L159 248H162V249H164L165 248V246L168 248H166V249H164L163 250V252H165L166 254H167V252H169L172 256H181V258H183L182 256H186L185 257V260H186V258H187V262H189V260H188V257H193V258H189L190 259V261H191V259H192V261L194 260V261H197L198 262V260H200V259H202L203 257L204 258H206V257H208V256H210V257H217V255H219L220 253H221V248L219 249H217V250H215V251H212V252H201L200 250H198L197 248H196V245H197V243H199V242H202V241H204V239L206 238L205 237V234L206 235H208L209 236V234L210 233H212V234H214V235H216V238L218 237V238H220L221 239V241L223 240V241H226V240H228V241H231L233 238H236V239H240V238H242L243 240H245L246 242L247 241H255L256 240V238H257V240L258 239H262L263 238V236H262V232H264L263 230V228H264V222H262V221H264V208H262V206H264V204H262L263 202H264V197L262 196V195H264V194H262V192H264V189H261V188H259L258 187V189H261L260 191L258 190V189H254L253 191H248V190H251L250 189V187H249V189L247 190V191H245L244 189H240V190H242V191H238V193H240V194H238L237 192H235L236 190H237V187H236V190H233V189H231V190H229V189H227L228 190V192H225V193H227L226 195H225V193H222L224 196H220V197H223L222 199H221V201L219 202L218 201V204L216 203V202H214V201H212V200H214V198H213V194L212 193H210L209 191L210 190H207L208 191V193H209V195H211V198L210 197H208V198H210V199H208V201L206 202L205 200H203V202H202V204L206 207V209H207V211H206V213H209V216H208V214L206 215V213H205V211H203V207H200V206H202L201 204H199L200 203V200H199V203L197 204V203H195L194 201H193V199H191L192 198V196L189 198V203L187 202V196L186 197H184V196H178V198H172V192H171V188H170V186H169V183L168 182H166V181H164ZM70 181V180H69ZM80 181V180H79ZM87 181V182H88ZM94 181V180H93ZM93 181H90V182H92L93 183ZM97 181V180H96ZM122 181V182H123ZM134 181V180H133ZM142 181V182H143ZM147 181V180H146ZM152 181V179L149 181V184H150V182ZM247 181H249V180H247ZM73 182V181H72ZM86 182V183H87ZM134 182H136V180L134 181ZM138 182V181H137ZM152 182H157L156 180H153ZM151 182V183H152ZM164 182V183H163ZM41 182H39V184H40ZM69 183V182H68ZM71 183V182H70ZM69 183V184H70ZM77 183V182H76ZM100 183H102V184H100ZM109 183V182H108ZM131 183H132V181H131ZM140 183V182H139ZM139 183H137V184H139ZM158 183V182H157ZM207 183H209V187H211V188H213L212 186H211V182L209 181V182H207ZM239 183H240V185H239ZM248 183V182H247ZM38 184V183H37ZM38 184V185H39ZM94 184L96 185L97 183H95L94 182ZM124 185V186H121V185ZM133 184V183H132ZM142 184V183H141ZM143 184H144V182H143ZM160 184H162L161 186H160ZM244 184V185H243ZM41 185V184H40ZM42 185H43V182H42ZM42 185L40 186V187H42ZM80 185H81V183H80ZM94 185V186H95ZM119 185H120V187L121 188H123V189H127V190H125L126 192H123V191H121L123 194L124 193H128V192H130L129 194H127V195H124V196H126V199L124 198V201H123V199H121L122 198V195H119L120 197H118V195H117V197H114L113 199H114V201H113V199H110V198H108L110 195L109 194H111L112 195V193L113 194H115L116 193V191H118V188H115V187H119ZM131 185V184H130ZM145 185V184H144ZM147 185V184H146ZM145 185V186H146ZM154 185V184H153ZM153 185H151L150 187H152ZM226 185V184H225ZM249 185V184H248ZM44 186V185H43ZM87 186V185H86ZM104 186V185H103ZM110 186V185H109ZM148 186V185H147ZM218 186V185H217ZM216 186V187H217ZM223 186V185H222ZM261 186H263V188H264V184H262ZM39 187V186H38ZM119 187V189H121ZM132 187V186H131ZM138 187V188H137ZM207 187H208V185H207ZM216 187H214L213 188V190L216 188ZM235 187V186H234ZM97 190H96V189ZM105 188V187H104ZM130 188V189H129ZM146 188H148V187H146ZM163 188H165V189H163ZM210 188V189H211ZM218 188V187H217ZM81 189H83V191L81 190ZM88 188H86L85 190L86 191H88L87 190ZM122 189V190H123ZM149 189H151V188H149ZM223 189L226 191V188H225V186L224 187H221V189H220V191L222 190V192H223ZM42 190V189H41ZM105 190V189H104ZM130 190V191H129ZM139 190H141V191H139ZM212 190V189H211ZM212 190V191H213ZM218 189H215V191H217ZM257 190L260 192V193H257ZM263 190V191H262ZM98 191H99V193H98ZM144 191V190H143ZM161 193H160V192ZM164 191V192H165ZM214 191V192H215ZM90 192H92V191H90ZM103 192V191H102ZM154 192V193H153ZM171 192V193H170ZM213 192V193H214ZM252 192V193H251ZM254 192V193H253ZM84 193H87V192H84ZM106 193V194H105ZM117 193H119V192H117ZM157 193V194H156ZM218 193V192H217ZM220 193V192H219ZM247 193V194H246ZM249 193V194H248ZM256 193V194H255ZM92 194H95L94 195V199H96L95 201V203L94 202H91L93 199V195ZM108 194V195H107ZM120 194V193H119ZM136 194L138 195L137 197H136ZM154 194V195H153ZM157 196H156V195ZM237 194L238 195H240L241 196V198L239 197V196H237ZM106 197H105V196ZM116 195V194H115ZM130 196V198L132 199H130L129 197H128V199H127V196ZM151 195H153L152 197H151ZM208 195V194H207ZM218 195V194H217ZM253 195V196H252ZM74 196V195H73ZM90 198H89V197ZM123 196V197H124ZM142 196V195H141ZM155 196V197H154ZM170 196V197H169ZM246 196V197H245ZM84 197V198H83ZM111 197V196H110ZM134 198V200L135 201H133V198ZM140 197V196H139ZM149 198V200H148V198ZM184 197V198H183ZM207 197V196H206ZM205 196H204V198L207 200V198H206ZM253 197V198H252ZM84 200H83V199ZM87 198H89L88 200H87ZM99 198V197H98ZM112 198V197H111ZM118 198V199H117ZM140 198H142V197H140ZM157 198V200H155V199ZM261 198H263L262 200H261ZM76 199H78V200H76ZM81 199V200H80ZM86 199V200H85ZM90 199H92L91 201H90ZM109 199V200H108ZM117 199V201H118V204L120 205V207H119V205L116 203V200ZM165 199V200H166ZM169 199H171V200H169ZM175 199H179L180 201H178V200H175ZM194 199H196V198H194ZM216 199V198H215ZM244 199V200H243ZM85 202V203H83V201ZM120 200V201H119ZM129 200V201H128ZM139 200V199H138ZM183 200V201H182ZM217 200V199H216ZM261 201L260 203H259V201ZM79 201H80V203H79ZM94 201V200H93ZM126 201H128V202H126ZM139 201H141V200H139ZM152 201V202H151ZM153 201H154V204H153ZM162 201H164V200H162ZM170 201V202H169ZM186 201V202H185ZM122 202V203H121ZM131 202V203H132ZM215 203V206H217L216 208H215V206H214V204L213 203ZM75 203H76V205H75ZM86 203L88 204V206L86 205ZM93 203V204H92ZM96 203H98L100 206H98ZM116 203V204H115ZM149 205H148V204ZM184 203V204H183ZM185 203H186V205L187 206H191V208L189 207H187L186 205H185ZM191 203V204H190ZM84 204V205H83ZM95 204V205H94ZM137 204V203H136ZM182 204V205H181ZM220 204V205H219ZM82 205V206H81ZM93 205H94V207H95V209H94V207H93ZM131 207H129V206ZM139 205V204H138ZM149 207H148V206ZM166 205V204H165ZM219 205V206H218ZM258 205V206H257ZM118 206V207H117ZM134 206V205H133ZM133 209V212H132V210H131V212L129 211L130 209ZM143 207V208H142ZM146 207H148V209L146 208ZM151 207V208H150ZM184 207V208H183ZM204 207V208H205ZM256 207H258V208H256ZM97 208V209H96ZM166 208H167V205H166ZM168 208H167V210H168ZM85 209V210H84ZM89 209V210H88ZM92 209V210H91ZM128 209V210H127ZM146 209H147V211H146ZM191 209V210H190ZM145 210V211H144ZM163 210V211H162ZM185 210H190V211H192L193 213V216H192V214H191V217H192V219L193 220H195L196 218H197V221H194V222H198V223H196V224H198V225H202V226H200V229H203L202 230V233L203 232H205L206 230L205 229H207V230H209L208 232H209V234H207V233H203L204 234V236L203 235H201L202 233L201 232H199V231H201V230H199L198 229V227L195 225V224H192V223H194L193 221H192V219H191V221H190V218L188 217L189 215H186V214H184V212H185ZM205 210V209H204ZM215 210L218 212H216L215 213ZM93 212V211H95L96 213H98V212H100V214H102L103 212H105V215L107 216V217H109V219L111 220V222L112 223H110L109 221L110 220H108V218H107V220H104L105 219V217H101V216H103L104 215V213L100 216L99 214L97 215L95 212H93L94 214H92L91 212ZM161 211L163 212L162 214H161ZM190 211L188 212L189 214H190ZM212 211H214V215L212 216L211 214L212 213H210V212H212ZM90 213V215L88 216V215H86V213ZM136 212V211H135ZM144 212H146V216H145V214H144ZM165 212H167V213H165ZM169 212H172L171 214H169ZM113 213V212H112ZM137 213V212H136ZM186 213V212H185ZM205 213V214H204ZM97 215V218L95 217L96 215ZM119 214H117V215H119ZM156 214V213H155ZM164 214H166V215H164ZM83 215V214H82ZM92 215V216H91ZM95 215V216H94ZM150 215L148 216L149 218H151L150 217ZM162 215H164V216H162ZM169 215V216H168ZM89 217L88 219H87V217ZM121 216V215H120ZM187 216V217H186ZM212 217L213 218V221L211 222V221H209V219L210 218H208V217ZM257 218H256V217ZM90 217H92L91 219H93V221H91V219H90ZM115 217V218H114ZM142 219H141V218ZM161 217H162V220H161ZM166 217V218H167ZM154 218V217H153ZM211 218V219H212ZM117 221H116V220ZM259 219H260V221H259ZM97 220H99L98 222H96ZM120 220V221H119ZM142 220H144L145 222H143ZM258 221V223H260V225L257 223V221ZM262 220V221H261ZM100 221H102V222H100ZM116 221V222H115ZM146 221H148L149 223H150V225H149V223L147 224L146 223ZM155 221H157V219L155 220ZM169 221H170V219H169ZM220 221V222H219ZM254 223H252V222ZM92 222V224H90ZM107 222H109V224L107 223ZM166 222V223H165ZM226 222V223H225ZM249 222H251L253 225H249L250 223ZM262 222V223H261ZM98 223V224H97ZM113 223H114V225L115 226H117V228L121 231V230H123V232H122V234L124 235V237H122V239L121 240H123V242H121V240H120V238H119V241L121 242H119L118 241V239H117V241H118V243H120L121 245L120 246H118V244L116 243V240H115V236H116V234H119L118 236L120 237V235H121V232L116 228V227H114V229H115V232L112 230H110V228L108 229V227H107V225H110V226H112L111 228H113ZM121 223V222H120ZM119 223V224H120ZM172 224H173V222H171ZM210 223H213L212 225L210 224ZM222 224V226L220 225V224ZM256 223V224H255ZM95 224V225H94ZM118 224V225H119ZM156 224V225H157ZM160 224V223H159ZM159 224H158V226H159ZM215 224V225H214ZM225 224V225H224ZM258 224V225H257ZM97 225H98V228H100V229H98L97 228ZM161 225V224H160ZM213 225H214V227H213ZM247 225V226H246ZM94 226V227H93ZM102 226H104V227H107V229L109 230H107L106 228L104 229V227H102ZM148 226V227H147ZM164 226V225H163ZM210 226H212V227H210ZM217 226H221L220 228H218L217 229ZM245 226V227H244ZM89 227V226H88ZM102 227V228H101ZM178 227V226H177ZM247 227V229H249L250 227V229H249V231L247 230V231H243V233L241 232V228H242V230H243V228H246ZM95 228H97L96 230H95ZM147 228V229H146ZM158 228V227H157ZM209 228V229H208ZM211 228V229H210ZM224 228V231H223V233H222V231L220 230V231H218L219 229H223ZM240 228V230L238 231V229ZM255 228V229H254ZM14 229V228H13ZM101 229H103V230H106L105 232L104 231H102ZM160 229V228H159ZM158 229V230H159ZM219 233V232H221V233H219V235H217L218 233L217 232H214L215 230ZM227 229V230H226ZM253 231H255V230H258V233L260 232L261 233V236L259 235V234H256L255 232H253ZM260 229H261V231H260ZM84 230H86V228L84 229ZM83 230V231H84ZM101 231V232H98V231ZM146 230V231H145ZM150 232H149V231ZM161 230V229H160ZM159 230V231H160ZM177 230V229H176ZM179 230V229H178ZM177 230V231H178ZM229 230H230V233H232V232H235L234 234H232V235H235L234 237H232L231 235H230V233L228 234V232H229ZM236 230V231H235ZM245 230V229H244ZM94 231H97V232H94ZM119 231V232H118ZM155 231H157V230H155ZM180 231V230H179ZM227 231V232H226ZM85 232V231H84ZM113 232V233H112ZM118 232V233H117ZM185 232V233H184ZM238 232L239 233H241V234H239V235H237L238 234ZM253 232V233H252ZM96 233H97V235H96ZM99 233V234H98ZM105 233H107V235L105 234ZM149 233V234H148ZM158 233V232H157ZM180 234V235H183V234ZM225 233V234H224ZM227 233V234H226ZM237 233V234H236ZM145 234V235H144ZM147 234V235H146ZM161 234V233H160ZM222 234H223V236H222ZM253 234H255V235H259V238L258 237H254V236H251V235H253ZM91 235H89V238H91L90 236ZM123 235H121V236H123ZM149 235H151L152 237H147V236H149ZM227 237V239L225 240V236ZM230 236V240L228 239V237ZM243 236V237H241V236ZM264 235V234H263ZM202 236H203V238H202ZM219 236H221V237H219ZM238 236V237H237ZM246 236V237H245ZM248 236V237H247ZM87 237V236H86ZM158 237V236H157ZM177 237V238H178ZM181 237V238H182ZM205 237V238H204ZM211 237V236H210ZM214 237V236H213ZM118 238V237H117ZM123 238H125V239H123ZM148 238H150V239H148ZM161 238V237H160ZM177 238H174V239H177ZM186 238H188L187 240L189 241H187V240H185ZM232 238V239H231ZM251 238V239H250ZM252 238H254L253 240H252ZM95 239H98V238H95ZM95 239H93V240H95ZM112 241H114L115 242V244L117 245H113L111 242V240ZM213 239V238H212ZM220 239H218V242H220ZM242 239H240V240H242ZM260 239V240H261ZM264 239V238H263ZM99 240V239H98ZM101 240V239H100ZM124 240H125V242H124ZM152 240H155V241H152ZM159 240V239H158ZM217 240V239H216ZM215 240V241H216ZM234 240V239H233ZM256 240V241H257ZM101 241H103V240H101ZM105 241V242H106ZM178 241V240H177ZM180 241L182 242V241H184V242H182L181 244H179L180 243ZM259 241V240H258ZM159 242H160V240H159ZM227 242V241H226ZM12 243V244H11ZM9 242V243H3L4 244V246H3V244L2 243H0L1 245H0V255H3L4 257H2L3 258V260H6V259H8V261L10 262V263H12V262H14L13 264H17V262L19 263L20 261L19 260H17V258H15L16 256V252L15 253H13L14 251V249H12L11 248V246L13 247V248H16V251L17 250H19L18 248H20L19 246H16V245H20L18 242V244L14 241H12V242ZM92 243V242H91ZM160 243H162V242H160ZM173 243V244H172ZM221 243V242H220ZM222 243H224V242H222ZM16 244V245H15ZM93 244H96V245H99L98 243H94V241H93ZM6 245H7V247H9L8 249L11 251V252H6L5 250H7V247H6ZM10 245V246H9ZM16 247H15V246ZM142 245L144 246V245H146V247H142ZM175 245V246H174ZM193 245V246H192ZM93 246H95V245H93ZM103 247V245H100L99 247ZM150 246H152L151 244H150ZM156 246V245H155ZM155 246H154V248H155ZM162 246V245H161ZM22 247V246H21ZM99 247L97 248V249H99ZM119 247V248H118ZM121 247V248H120ZM153 247V246H152ZM158 247H156L155 249H157ZM4 248H5V250H4ZM131 248H134L135 250H133V249H131ZM158 248V249H159ZM120 249V250H119ZM139 249V250H138ZM155 249H150L148 252H151V251H154ZM20 250H21V248H20ZM101 250H103V248H101ZM141 250H143V251H141ZM160 250V249H159ZM5 251V252H4ZM94 251H95V249H94ZM93 251V253H92V255H91V253H89L88 252V254L87 255H89V257H90V259L92 260L91 262H95V264H107L105 261H103L102 260V258L103 259H105L106 260V258L104 257L105 255H103V257L102 256H100V255H96V254H94L95 252ZM135 251H136V253H135ZM18 252V251H17ZM115 252H116V254H115ZM120 252H122V253H120ZM97 253V252H96ZM15 254V255H14ZM85 254H86V252H85ZM84 254V255H85ZM98 254V253H97ZM122 254V255H121ZM8 255V256H7ZM13 255V256H12ZM116 255V256H115ZM170 255V256H171ZM42 256V255H41ZM53 256V255H52ZM96 256V258H94V257ZM98 256V257H97ZM113 258H112V257ZM169 256V255H168ZM30 257H31V259H30ZM29 257V261L31 262V264H40V263H46L45 261L44 262H42V259H40L41 260V262L39 263L37 260H36V258L37 257H32V256H30ZM49 257V256H48ZM69 255H66V254H56V258L53 256V258L54 259H56L57 261H56V263L57 264H71L72 262H74L73 264H77V262H75V261H72L73 260V258H77V256H75V257H73V256H71V257H73L72 258V260L69 262ZM70 257V258H71ZM82 257V256H81ZM85 257V256H84ZM102 257V258H101ZM116 257V258H115ZM126 257V258H127ZM2 258H0V260L2 261ZM86 258V257H85ZM123 258H125V257H123ZM132 258V257H131ZM172 258H174V257H172ZM177 258V257H176ZM23 259V258H22ZM45 259H47L46 258V256H45ZM82 259V258H81ZM130 259V258H129ZM128 259V260H129ZM133 259V258H132ZM21 260V259H20ZM27 260V259H26ZM38 260H39V257H38ZM53 260V259H52ZM75 260V259H74ZM109 260H107V261H109ZM123 260V259H122ZM121 260V261H122ZM181 260V259H180ZM24 261L25 260H23V262L22 263H24ZM28 261V260H27ZM54 261V260H53ZM79 261H80V259H79ZM87 261H89V258L87 259ZM120 261V262H121ZM181 261H184V260H181ZM191 261V262H192ZM3 262V261H2ZM110 262V261H109ZM118 262V261H117ZM4 263V262H3ZM47 263H53V264H56V263H54V262H50V261H47ZM46 263V264H47ZM79 263V262H78ZM86 263V262H85ZM113 263V261H111V263H109V264H112ZM196 263V262H195ZM0 264H2V263H0ZM5 264V263H4ZM25 264H27V263H25ZM80 264H81V261H80ZM83 264H84V262H83ZM86 264H90V263H86ZM114 264H118V263H114Z\"/></svg>", "mask_w": 264, "mask_h": 264}]
</instances>
